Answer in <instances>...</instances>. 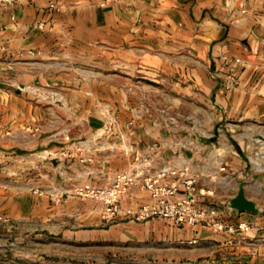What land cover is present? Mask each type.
<instances>
[{
	"label": "crops",
	"instance_id": "crops-1",
	"mask_svg": "<svg viewBox=\"0 0 264 264\" xmlns=\"http://www.w3.org/2000/svg\"><path fill=\"white\" fill-rule=\"evenodd\" d=\"M76 66L83 75L75 79ZM233 73L236 85L226 89ZM27 86L61 89V102L77 107L70 116L64 106L37 105L16 91ZM140 100L155 112L138 113ZM156 109L181 115V127L170 132L156 124L163 118ZM101 111L111 127L98 138L106 123ZM190 139L196 152L186 147ZM78 142L83 150L64 157ZM154 145L161 164L177 154L189 161L197 186L214 192L210 200L226 222L253 229L222 234L160 219L102 226L99 203L52 205L34 192L76 181L110 185L134 150ZM219 162L226 172H218ZM240 191L259 215L228 208ZM150 203L133 188L120 205ZM2 214L71 218L83 228L61 234L80 242L139 241L157 232L187 245L195 258L248 251L246 241L264 237V0H34L0 7ZM202 244L210 250L201 253Z\"/></svg>",
	"mask_w": 264,
	"mask_h": 264
},
{
	"label": "rangeland",
	"instance_id": "rangeland-1",
	"mask_svg": "<svg viewBox=\"0 0 264 264\" xmlns=\"http://www.w3.org/2000/svg\"><path fill=\"white\" fill-rule=\"evenodd\" d=\"M74 68L76 69L77 66ZM73 73L75 79L81 78L83 75L82 71H77V69ZM16 91L25 97H30L37 105L45 106L46 103H49L48 106L52 103L53 106H64L68 109L70 116L74 113L73 108L77 107L71 103H62L63 95L61 89L58 88L27 86L19 87ZM135 107L138 113L155 112L154 106L143 100L138 101ZM101 114H103L102 111ZM103 115L106 117V123L98 133V138L110 134L111 125L107 118L108 114L104 112ZM79 144L80 142L76 143L73 150L68 153L64 152L63 156L76 157V154L83 150ZM84 184L88 183L76 181L69 183L61 191H58V187L53 185L46 189H36L34 192L47 197L50 204L58 205L66 199L88 200L74 194L75 189ZM99 204L101 205L99 216L102 226L116 223L121 219L136 224L145 223L135 222L125 217L105 220L103 205ZM59 217L55 215L53 219L42 216L15 219L7 214L0 215V264H264V237H255L253 241H246V244L249 245V250L246 252H221L214 254V257H204L206 255L204 254L195 258L188 255L189 247L187 245L179 246L169 243L157 232H150L148 235L146 234L147 236L143 235L139 241H135L136 238H134L126 242H80L75 238L63 236L61 230L83 227L73 223L71 218L69 221H64ZM248 225L249 231H251L254 226L250 223ZM242 242L244 243V241ZM200 249L203 253V251L210 250V245L202 244Z\"/></svg>",
	"mask_w": 264,
	"mask_h": 264
},
{
	"label": "built area",
	"instance_id": "built-area-1",
	"mask_svg": "<svg viewBox=\"0 0 264 264\" xmlns=\"http://www.w3.org/2000/svg\"><path fill=\"white\" fill-rule=\"evenodd\" d=\"M34 0H0V7L11 8L20 3ZM50 9L58 10L53 4ZM235 63L240 64L239 60ZM236 85L235 73L228 77L226 89ZM163 118L155 123L173 132L181 127V115H170L163 109H156ZM145 113H149L146 111ZM195 139L187 140L186 147L195 149ZM155 145L146 150H134L127 169L114 175L110 185L93 187L88 184L77 187L74 194L78 197L97 201L103 205V218L111 220L125 217L135 222H146L152 219L164 220L174 226H200L214 233L233 234L236 231L248 232L249 225L244 221L233 223L223 219L224 209L210 199L214 192L205 187H198L197 180L190 174L189 161H181L177 154L173 162L161 164L158 161L159 151ZM216 151V147H212ZM255 166L259 168L256 163ZM218 172H226L219 162ZM133 188L148 194L151 203L135 209L122 210L121 200Z\"/></svg>",
	"mask_w": 264,
	"mask_h": 264
},
{
	"label": "water",
	"instance_id": "water-1",
	"mask_svg": "<svg viewBox=\"0 0 264 264\" xmlns=\"http://www.w3.org/2000/svg\"><path fill=\"white\" fill-rule=\"evenodd\" d=\"M228 208L236 214L243 212L253 216L259 215V211L255 207L254 203L246 200L242 191H240L237 196L229 202Z\"/></svg>",
	"mask_w": 264,
	"mask_h": 264
}]
</instances>
